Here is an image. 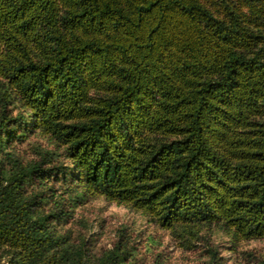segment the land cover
Returning a JSON list of instances; mask_svg holds the SVG:
<instances>
[{
    "label": "trees",
    "instance_id": "trees-1",
    "mask_svg": "<svg viewBox=\"0 0 264 264\" xmlns=\"http://www.w3.org/2000/svg\"><path fill=\"white\" fill-rule=\"evenodd\" d=\"M99 196L264 238V0H0V264H140L66 227Z\"/></svg>",
    "mask_w": 264,
    "mask_h": 264
},
{
    "label": "rangeland",
    "instance_id": "rangeland-1",
    "mask_svg": "<svg viewBox=\"0 0 264 264\" xmlns=\"http://www.w3.org/2000/svg\"><path fill=\"white\" fill-rule=\"evenodd\" d=\"M47 146L42 136H31L21 148L32 156L33 145ZM73 234H83L96 253L112 248L123 233L134 240L135 256L140 264H210L209 249L216 250L220 264H256L264 258V238L242 240L234 246L230 237L217 226L204 228L201 238L189 247L181 243L172 230L164 229L141 212L103 196L87 201L78 208L69 223Z\"/></svg>",
    "mask_w": 264,
    "mask_h": 264
}]
</instances>
